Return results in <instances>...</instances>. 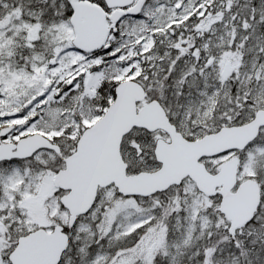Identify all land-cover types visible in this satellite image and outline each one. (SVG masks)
Masks as SVG:
<instances>
[{
    "label": "snow or ice",
    "instance_id": "6c2138e0",
    "mask_svg": "<svg viewBox=\"0 0 264 264\" xmlns=\"http://www.w3.org/2000/svg\"><path fill=\"white\" fill-rule=\"evenodd\" d=\"M0 264H264V0H0Z\"/></svg>",
    "mask_w": 264,
    "mask_h": 264
}]
</instances>
